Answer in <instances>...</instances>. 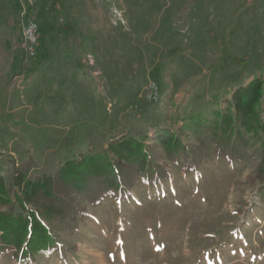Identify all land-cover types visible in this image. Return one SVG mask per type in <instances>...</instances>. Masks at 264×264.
Masks as SVG:
<instances>
[{
    "label": "rangeland",
    "instance_id": "obj_1",
    "mask_svg": "<svg viewBox=\"0 0 264 264\" xmlns=\"http://www.w3.org/2000/svg\"><path fill=\"white\" fill-rule=\"evenodd\" d=\"M25 17L40 25L27 65ZM255 76L264 80V0H0V176L11 183L28 158L30 174L53 173L120 135L153 136ZM256 114L264 119V93ZM257 146L228 161L210 143L194 171L170 164L161 184L85 204L52 253L0 264H264Z\"/></svg>",
    "mask_w": 264,
    "mask_h": 264
},
{
    "label": "trees",
    "instance_id": "obj_2",
    "mask_svg": "<svg viewBox=\"0 0 264 264\" xmlns=\"http://www.w3.org/2000/svg\"><path fill=\"white\" fill-rule=\"evenodd\" d=\"M263 93L264 80L255 76L228 99L214 94L213 108L182 109L176 126L158 127L153 136L120 135L101 152L64 159L53 173L30 174L32 158L15 166L11 183L0 176V257L10 253L25 262L52 253L61 245L56 231L76 230L78 220L88 215L85 204L125 199L138 183L161 184L170 176V164L194 171L210 143L228 161H241L244 150L257 143L250 151L255 156L264 148V138H258L264 119L256 114ZM262 170L260 165L256 175L264 183ZM259 190L264 195V188Z\"/></svg>",
    "mask_w": 264,
    "mask_h": 264
},
{
    "label": "built area",
    "instance_id": "obj_3",
    "mask_svg": "<svg viewBox=\"0 0 264 264\" xmlns=\"http://www.w3.org/2000/svg\"><path fill=\"white\" fill-rule=\"evenodd\" d=\"M21 37L18 48L20 54L23 56V62L27 65V62H31L37 56V48L39 44L40 25L39 23L30 17L21 19L20 23ZM149 98L156 100L158 96L157 84L154 81H150L149 84Z\"/></svg>",
    "mask_w": 264,
    "mask_h": 264
},
{
    "label": "bare ground",
    "instance_id": "obj_4",
    "mask_svg": "<svg viewBox=\"0 0 264 264\" xmlns=\"http://www.w3.org/2000/svg\"><path fill=\"white\" fill-rule=\"evenodd\" d=\"M160 261V260H159Z\"/></svg>",
    "mask_w": 264,
    "mask_h": 264
}]
</instances>
